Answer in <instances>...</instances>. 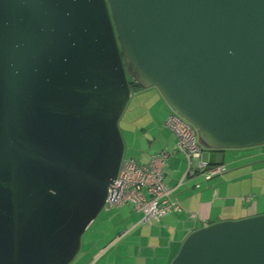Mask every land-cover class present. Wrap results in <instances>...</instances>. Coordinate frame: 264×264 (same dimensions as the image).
Segmentation results:
<instances>
[{
    "label": "water",
    "instance_id": "water-1",
    "mask_svg": "<svg viewBox=\"0 0 264 264\" xmlns=\"http://www.w3.org/2000/svg\"><path fill=\"white\" fill-rule=\"evenodd\" d=\"M131 81L204 148L264 145V0H0V264H70ZM168 264H264V209L192 228Z\"/></svg>",
    "mask_w": 264,
    "mask_h": 264
},
{
    "label": "crops",
    "instance_id": "crops-1",
    "mask_svg": "<svg viewBox=\"0 0 264 264\" xmlns=\"http://www.w3.org/2000/svg\"><path fill=\"white\" fill-rule=\"evenodd\" d=\"M131 95L137 97L134 111H138L136 117L139 118L132 130L138 140V153L131 156L139 162H146L149 154L161 148L169 150L174 145L175 135L164 124L169 107L155 87L134 88ZM259 150L264 152V148ZM225 151L201 149L200 160L223 164L221 172L208 178L197 168V159L188 158L178 151L171 152L163 181L172 188L171 197L177 198L181 209L171 210L158 220L144 222L140 212L123 203L121 206L125 207L122 211L135 216L128 217L130 223L121 228L117 229L113 224L108 227L105 241L97 247V259H104L103 264H168L180 241L192 228L219 219L257 213L250 207L253 198L247 193V186L237 181V176H246L248 170L225 173L239 168L231 166L255 154L256 150L231 156ZM188 169H192L193 173L186 174ZM248 203V206L245 205ZM189 211L193 216H189ZM128 258L133 259L130 261Z\"/></svg>",
    "mask_w": 264,
    "mask_h": 264
},
{
    "label": "built area",
    "instance_id": "built-area-1",
    "mask_svg": "<svg viewBox=\"0 0 264 264\" xmlns=\"http://www.w3.org/2000/svg\"><path fill=\"white\" fill-rule=\"evenodd\" d=\"M164 124L175 135L173 147L169 150L161 148L149 154L146 162H139L134 156L123 155L116 176L108 187L104 208L130 204L133 210L140 212L144 222L158 220L171 210H180L177 198L171 197L172 188L163 181L166 161L173 151L197 159L196 166L205 178L221 172L223 164H211L199 159L204 147L198 142L195 128L190 122L169 109ZM190 173H193L192 169H188L186 174ZM188 214L193 216L190 211Z\"/></svg>",
    "mask_w": 264,
    "mask_h": 264
},
{
    "label": "rangeland",
    "instance_id": "rangeland-1",
    "mask_svg": "<svg viewBox=\"0 0 264 264\" xmlns=\"http://www.w3.org/2000/svg\"><path fill=\"white\" fill-rule=\"evenodd\" d=\"M142 93V91H140ZM139 94V93H138ZM137 101L136 95L129 97L123 111L118 118V126L124 142L123 155H137L138 140L135 138L133 131L139 118L136 117L138 111H134V104ZM133 130V131H132ZM259 148H264V145H257L245 148H226L227 155H238L249 153L256 150L255 154L246 156L240 162L231 167L239 166L237 169L227 170L229 172H242L248 170L246 176H237V181H242L247 186V193H250L253 198L250 202V207L258 212L264 209V152ZM244 164V165H243ZM241 165V166H240ZM228 169V168H227ZM244 175V173H242ZM122 204L111 207L102 208L98 214L93 218L89 225L84 229L80 238V247L70 264H103L104 259H97V247L102 245L105 241V232L112 224L113 226L121 228L125 224H129L128 217L135 215H128L122 211L125 205ZM245 205H249L245 204ZM130 213L135 214L133 211ZM99 248V247H98ZM130 261L133 259L128 258ZM96 260V261H95ZM126 264V263H125ZM131 264V263H127Z\"/></svg>",
    "mask_w": 264,
    "mask_h": 264
},
{
    "label": "trees",
    "instance_id": "trees-1",
    "mask_svg": "<svg viewBox=\"0 0 264 264\" xmlns=\"http://www.w3.org/2000/svg\"><path fill=\"white\" fill-rule=\"evenodd\" d=\"M130 85H131V89H134V88H140L137 84H135L134 82H130ZM263 146V145H262ZM215 150H218V149H215Z\"/></svg>",
    "mask_w": 264,
    "mask_h": 264
}]
</instances>
